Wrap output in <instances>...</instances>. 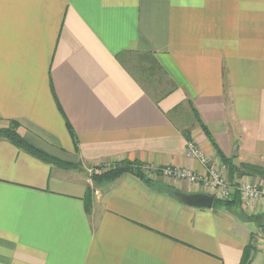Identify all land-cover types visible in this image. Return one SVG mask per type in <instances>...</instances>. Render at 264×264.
<instances>
[{
    "label": "crops",
    "instance_id": "crops-1",
    "mask_svg": "<svg viewBox=\"0 0 264 264\" xmlns=\"http://www.w3.org/2000/svg\"><path fill=\"white\" fill-rule=\"evenodd\" d=\"M197 116L236 165L264 168V0H0V127L76 166L0 139V264H242L250 244L264 264L263 199L193 207L214 192L162 175L206 172L194 141L230 181ZM125 160L185 197L93 183Z\"/></svg>",
    "mask_w": 264,
    "mask_h": 264
},
{
    "label": "trees",
    "instance_id": "trees-1",
    "mask_svg": "<svg viewBox=\"0 0 264 264\" xmlns=\"http://www.w3.org/2000/svg\"><path fill=\"white\" fill-rule=\"evenodd\" d=\"M198 117V116H197ZM198 120L200 122V126L202 130L208 135L212 143L217 149L218 155L223 161V163L228 167L229 170V178L230 181L235 185L239 186L240 183L236 180L239 178L245 176V175H257L264 177V168L257 165H250V164H240L236 165L231 158H228L224 155V153L220 150L214 139L211 137V134L205 124L201 122V120L198 117ZM72 132V130H71ZM73 133V132H72ZM74 135V134H73ZM8 139L16 146L26 150L30 154L50 163L58 164L61 166L66 167H74L70 163L63 162L45 151L37 148L33 144L29 143L24 136L20 132V125L17 122H12L9 126L6 127H0V139ZM190 138V137H189ZM76 167V166H75ZM159 172V171H158ZM125 174H131L145 182L146 184L158 188L162 191H165L169 193L170 195L176 197V198H184L185 195L182 194L180 191L176 190L174 187L167 185L163 183L162 181L155 180L147 173V167L146 165L138 162V161H122L115 164H112L110 166H94L92 168L91 172V179L94 184H104V183H110L121 176ZM94 191L91 188H88L86 193V207L89 209L91 207L92 203V197H93ZM239 196L240 193L237 191L235 194V197L230 200H221L219 198L214 197V204L215 206H224V207H234L239 204ZM240 205V204H239ZM255 221L259 223V226L264 229V214L263 215H256L252 218ZM253 246L250 244L246 247L244 252V258L242 261V264H251L253 260Z\"/></svg>",
    "mask_w": 264,
    "mask_h": 264
},
{
    "label": "built area",
    "instance_id": "built-area-1",
    "mask_svg": "<svg viewBox=\"0 0 264 264\" xmlns=\"http://www.w3.org/2000/svg\"><path fill=\"white\" fill-rule=\"evenodd\" d=\"M188 154L200 160L206 166V172L200 174L190 169L168 166L161 170L164 178L186 180L192 185L203 186L206 190L213 191L214 196L221 200L233 199L238 191L247 206H252L258 200H264V186L251 182H243L239 186H235L222 175L218 168L211 165L210 160L194 141L189 142ZM259 243L264 249V233L260 236Z\"/></svg>",
    "mask_w": 264,
    "mask_h": 264
},
{
    "label": "water",
    "instance_id": "water-1",
    "mask_svg": "<svg viewBox=\"0 0 264 264\" xmlns=\"http://www.w3.org/2000/svg\"><path fill=\"white\" fill-rule=\"evenodd\" d=\"M214 200L213 196H198L195 198L187 197L186 204L198 208H212Z\"/></svg>",
    "mask_w": 264,
    "mask_h": 264
},
{
    "label": "rangeland",
    "instance_id": "rangeland-1",
    "mask_svg": "<svg viewBox=\"0 0 264 264\" xmlns=\"http://www.w3.org/2000/svg\"><path fill=\"white\" fill-rule=\"evenodd\" d=\"M260 238V237H259Z\"/></svg>",
    "mask_w": 264,
    "mask_h": 264
}]
</instances>
